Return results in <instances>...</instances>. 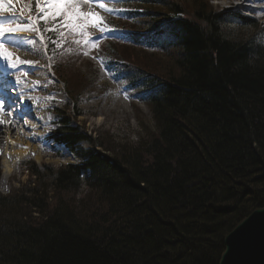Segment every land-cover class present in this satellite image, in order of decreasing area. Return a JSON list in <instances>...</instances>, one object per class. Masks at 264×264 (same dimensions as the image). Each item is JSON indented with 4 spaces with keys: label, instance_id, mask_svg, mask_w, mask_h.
<instances>
[{
    "label": "trees",
    "instance_id": "16d2710c",
    "mask_svg": "<svg viewBox=\"0 0 264 264\" xmlns=\"http://www.w3.org/2000/svg\"><path fill=\"white\" fill-rule=\"evenodd\" d=\"M134 2L131 42H107L101 55L148 105L156 130L118 145L62 115L54 137L81 163H32L21 190L0 194V264H220L226 236L264 208V45L228 29L238 19L262 27L206 0ZM43 32L56 62L78 48L53 46L59 37ZM148 39L165 65L147 69L157 55ZM59 67L77 108L89 86L73 85L75 62ZM83 184L95 196L78 201L71 194Z\"/></svg>",
    "mask_w": 264,
    "mask_h": 264
},
{
    "label": "rangeland",
    "instance_id": "374dc122",
    "mask_svg": "<svg viewBox=\"0 0 264 264\" xmlns=\"http://www.w3.org/2000/svg\"><path fill=\"white\" fill-rule=\"evenodd\" d=\"M20 1V0H19ZM213 7L216 12H226L227 14H236L238 9H243L244 7H238L237 1L235 0H206ZM106 6H110V8H121V5H114L113 3H107L105 0ZM18 5V3H17ZM160 9L159 7H157ZM93 9V8H91ZM153 9V10H152ZM151 11H155L156 9L152 8ZM88 11L87 9H84ZM241 12V11H239ZM257 16V17H261ZM264 23V19L262 20ZM264 25V24H263ZM229 31L233 38H249L254 34L256 36L262 37L260 31H253L252 29L246 27H239L236 25H231L229 27ZM264 43V39H263ZM145 55V54H144ZM149 56V55H148ZM152 61V66L147 67L153 68L156 67V62L159 65H165L167 62L163 58L164 56L153 55L150 56ZM142 64V62L139 60ZM94 66L90 62H81L82 64V74L72 73V82L74 86H77L83 91L84 86H89L93 88L94 96L93 99L85 98L83 102H81L80 107L77 110L82 114L81 117H78V120L73 121V125L80 126L84 131L93 137H106L111 139L114 143L118 145H129V146H138L140 143L148 141L150 135L156 130V124L153 119L152 113L148 106L145 105H136L134 106L130 102H128L119 92L117 86L105 75L104 72H100L99 67L96 62H92ZM96 63V66H95ZM143 65V64H142ZM144 66V65H143ZM160 67V66H158ZM146 68V67H145ZM161 68V67H160ZM80 72V71H78ZM158 72V71H157ZM159 73V72H158ZM158 73L156 75H158ZM47 77L48 75L45 74ZM51 83L54 82L52 76H50ZM60 94L49 95V98L53 99V103L49 105V107L54 111L56 109L60 110L62 113H65L67 117H72L73 110H66V106L68 105L69 98L63 92V85H61ZM54 113V112H53ZM49 115V114H47ZM35 123V121H31V123ZM57 122L54 117V123ZM54 123L51 125H47L43 131H40L42 134L39 138L38 146H41L43 151L41 154L40 160H35L33 157H28L13 171L11 178L8 180L7 185L2 184L0 181V191L2 194L7 195L11 192V190L15 188H20L22 184H24L28 179V173H26V164L29 160H35L38 163L42 164V162H46L52 167L59 168L60 166L66 164H77L79 162L73 155L69 154L65 150H61V155L63 158H58L55 155H52L49 151V146H45L43 140L48 137L51 129L54 128ZM30 135V134H28ZM42 141V142H41ZM146 141V142H147ZM85 147L88 145L84 144ZM57 152V150H56ZM3 159L0 158V171L2 170L3 176ZM30 163V162H29ZM7 181V180H6ZM71 196H75L74 198L78 201L83 200L86 197L93 198L95 194L90 192V190L83 185L79 191L75 194H71ZM95 206V205H94ZM93 206V207H94ZM90 210V209H87Z\"/></svg>",
    "mask_w": 264,
    "mask_h": 264
},
{
    "label": "snow or ice",
    "instance_id": "6c2138e0",
    "mask_svg": "<svg viewBox=\"0 0 264 264\" xmlns=\"http://www.w3.org/2000/svg\"><path fill=\"white\" fill-rule=\"evenodd\" d=\"M94 2L96 0H35L33 5V0H20L22 7L19 16L23 20L25 12H27L28 20L27 23L16 20L0 21V60L6 62L7 67L10 69H17L18 64L30 63L21 60L13 52L9 51L8 46L15 47L21 42V38L19 37L20 33L40 32L41 30L38 28V24L41 22L45 25L43 31L51 32L59 37V40L53 39L51 41L53 46L60 44L67 35L79 36L81 39L76 41L77 44L81 43V41L85 45L96 43L101 37L89 41L87 38L89 29L98 27L101 33H105L106 25L102 19H93L99 16L98 13L85 11L82 7L85 4H92ZM113 2L120 3L126 2V0H107V3ZM258 2L264 3V0H258ZM98 6L106 12L118 14L117 10L107 7L105 2H100ZM16 11L11 0H0V15L4 12H10L15 16ZM238 11L243 10L238 9ZM33 12H35V15H33ZM41 40H43V35H41ZM27 42L32 45L36 44V40H29ZM105 67L107 71L113 74V79H116L117 82H123L126 79L125 77H120L116 73L115 68L109 67L107 64ZM24 74L27 75V73ZM16 79L19 82V76ZM124 91L127 93L128 89L125 88ZM4 111L5 102L4 99H0V114ZM2 123L3 121L0 120V124Z\"/></svg>",
    "mask_w": 264,
    "mask_h": 264
},
{
    "label": "bare ground",
    "instance_id": "6f19581e",
    "mask_svg": "<svg viewBox=\"0 0 264 264\" xmlns=\"http://www.w3.org/2000/svg\"><path fill=\"white\" fill-rule=\"evenodd\" d=\"M152 8L156 9L155 11L159 10L155 5H152ZM5 66L8 69L7 65ZM21 89L20 99H22L24 107L27 108L26 113L22 114V123H17L14 119L8 121L4 117H0V120L3 121L0 124V150H3L4 155L2 162L5 176H10L23 160L28 157L32 156L35 160H40L42 147L37 145L40 137L38 130L40 128L36 127L44 126L53 121L48 118H38L37 112L45 111L46 106L43 105L42 101L39 103L35 102V94L37 92L34 94L30 90ZM29 120L37 123L32 126L28 123ZM31 132H34L33 137L28 135Z\"/></svg>",
    "mask_w": 264,
    "mask_h": 264
},
{
    "label": "water",
    "instance_id": "95a60500",
    "mask_svg": "<svg viewBox=\"0 0 264 264\" xmlns=\"http://www.w3.org/2000/svg\"><path fill=\"white\" fill-rule=\"evenodd\" d=\"M220 264H264V208L245 218L225 240Z\"/></svg>",
    "mask_w": 264,
    "mask_h": 264
}]
</instances>
